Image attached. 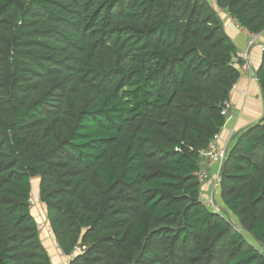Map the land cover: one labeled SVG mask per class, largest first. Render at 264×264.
Masks as SVG:
<instances>
[{"label": "trees", "instance_id": "trees-1", "mask_svg": "<svg viewBox=\"0 0 264 264\" xmlns=\"http://www.w3.org/2000/svg\"><path fill=\"white\" fill-rule=\"evenodd\" d=\"M219 10L264 35V0H0V264H52L34 180L69 264H264V119L221 171L239 229L196 175L241 78Z\"/></svg>", "mask_w": 264, "mask_h": 264}, {"label": "crops", "instance_id": "crops-1", "mask_svg": "<svg viewBox=\"0 0 264 264\" xmlns=\"http://www.w3.org/2000/svg\"><path fill=\"white\" fill-rule=\"evenodd\" d=\"M218 16L223 22L226 32L231 39H233L238 48V57L236 61L242 62L241 64L239 63L242 70L238 66L241 72V78L237 84V92L230 97L232 103V118L227 121L225 127L222 129L219 141L220 145H226V143L230 142L232 146L237 134L247 130L264 119V103L259 81L256 75L252 77L249 70L243 69L244 65L248 63L254 71L259 70L262 65L263 53L261 47L256 46L249 52L248 60H246L245 55L247 53L248 41L250 40V33L241 28L238 23L224 11L219 10ZM262 41L264 42V35H262ZM245 92H248V95H246ZM219 170L220 167L217 164L211 165L208 180L201 189L202 196H207L213 190L217 175L220 172ZM215 196H219V190L215 192ZM221 197L220 193V203L223 206ZM44 216H42L44 219L43 222L40 221V224H45V230L40 232V237L49 252L52 264H69V258L64 256L60 250L56 238L49 226L47 217Z\"/></svg>", "mask_w": 264, "mask_h": 264}, {"label": "built area", "instance_id": "built-area-1", "mask_svg": "<svg viewBox=\"0 0 264 264\" xmlns=\"http://www.w3.org/2000/svg\"><path fill=\"white\" fill-rule=\"evenodd\" d=\"M256 46H260L262 53L264 52V42L262 41V35L250 34V40L248 41V45H247V53L245 55L246 60H248L249 52L252 49H254ZM240 69L242 70L241 67ZM243 69L249 70L250 75L254 77L255 75L254 70L252 69V67H250V65H248V63L244 65ZM236 92H237V85H235L232 88L230 97L232 96V94ZM245 94L247 95L248 93L245 92ZM231 109H232V103L229 100L225 103V108L223 109V112H222L223 116L227 119V121H229L232 118ZM219 141H220V134L216 135L214 139L211 141V143L209 144L208 148L205 151L201 152V158H202L201 165L202 166H201L200 171L196 173L200 183L204 185L208 180V174H209L211 165L217 164L220 167V170H219L220 172L217 175V179L214 183L213 190L207 196L202 197L203 204L210 211L217 213V214H220V213L218 210V204H217L215 192L218 190V187L220 185V181H221L220 175H221L222 167H223L225 160L227 159L229 150L231 148L230 142L226 143V145H220ZM33 202L34 200L33 198H31L30 200L31 205L33 204ZM38 227H39L40 232L45 230L44 224H39ZM76 251L77 253H81L82 249L77 247Z\"/></svg>", "mask_w": 264, "mask_h": 264}, {"label": "rangeland", "instance_id": "rangeland-1", "mask_svg": "<svg viewBox=\"0 0 264 264\" xmlns=\"http://www.w3.org/2000/svg\"><path fill=\"white\" fill-rule=\"evenodd\" d=\"M39 189H40V181L39 180H34L33 181V197H32L34 202L32 204V211H33V214L36 216L37 220L39 222L40 221L43 222L44 218L42 216H44V215H45L44 217H47V216H46V209H45L44 205L41 203L40 198H39ZM218 190H219V196L216 197V199H217L219 213L222 216H224L226 219H228L232 224L234 223L236 226L241 227V223L230 212H228V210L224 207V205L222 206V204L220 203L221 185H219ZM202 197H204V196H202ZM246 237L248 238V240L250 242L253 243V240H252V238L249 235L246 234Z\"/></svg>", "mask_w": 264, "mask_h": 264}, {"label": "water", "instance_id": "water-1", "mask_svg": "<svg viewBox=\"0 0 264 264\" xmlns=\"http://www.w3.org/2000/svg\"><path fill=\"white\" fill-rule=\"evenodd\" d=\"M233 225L237 228V229H239V227L238 226H236L234 223H233Z\"/></svg>", "mask_w": 264, "mask_h": 264}]
</instances>
